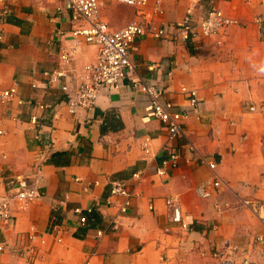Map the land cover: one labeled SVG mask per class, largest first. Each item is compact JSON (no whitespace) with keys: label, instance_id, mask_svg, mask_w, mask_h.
<instances>
[{"label":"crops","instance_id":"crops-1","mask_svg":"<svg viewBox=\"0 0 264 264\" xmlns=\"http://www.w3.org/2000/svg\"><path fill=\"white\" fill-rule=\"evenodd\" d=\"M154 4L147 0L145 10ZM188 7L194 20L216 8L238 24L226 27L219 44L214 37L182 40L170 25ZM160 12L152 19L169 25L167 37L140 35L129 51L136 74L158 88L159 99L187 112L184 134L171 139L129 78L71 112L61 84L75 85L95 63L96 44L75 42L77 23L65 0H0V90L17 91L0 101V194L16 177L28 184L37 178L40 191L24 211L12 205L15 218L0 229V264H219L214 251L239 258L253 235L264 236V224L239 206L243 197L264 200V20H254L264 19V0H161ZM99 16L118 29L135 7L100 0ZM59 66L65 77L48 82L43 71ZM182 86L196 90L195 107ZM168 150L178 154L175 166L163 164ZM206 160L216 161L222 183L202 197L196 187L214 177ZM118 179L129 193L123 213L126 197L110 196ZM168 198L187 228L170 220ZM251 262L264 264V252Z\"/></svg>","mask_w":264,"mask_h":264},{"label":"built area","instance_id":"built-area-1","mask_svg":"<svg viewBox=\"0 0 264 264\" xmlns=\"http://www.w3.org/2000/svg\"><path fill=\"white\" fill-rule=\"evenodd\" d=\"M120 1L134 6L135 16L124 26L111 29L99 16L100 0H65V8L69 11L70 20L77 23L70 30L75 42L80 43L83 41L94 43L97 46L95 63L85 65L84 73L77 77V83L75 85H70L68 82L61 84V89L65 92L66 105L71 112L76 111L78 108L91 107L96 103L98 95L104 88L115 89L125 78H129L134 88L149 97L152 114L165 125L168 138L171 139L176 135L184 134L181 122L186 118L187 112L184 109H174V104L167 99L161 101L158 88L153 83H145L136 74L130 58L131 43L138 36L149 33L154 37L163 38L169 34L168 24L156 25L152 19V14L161 13V0H155L151 13L145 10L147 0ZM254 20L261 24L264 19L262 16H256ZM236 24H238L236 19L224 15L216 8L209 10L204 17L194 20L192 7H188L184 17L170 26H172L175 35L182 40L214 37L215 42L219 44L221 42L220 36L224 34L226 27ZM60 59L63 64L68 63L70 61L69 52L63 51L60 54ZM154 67V63L147 65L148 70H153ZM43 75L48 82L59 83L60 79L65 77L66 72L62 66H59L51 71H43ZM181 91L186 93L189 105L195 107L198 101L196 90L182 86ZM16 93L15 86L2 89L0 90V101H11ZM254 108V106H250L251 110ZM1 134H3V130H0ZM148 145L149 138L145 137L141 142V148L144 152L149 151ZM177 158V153L168 150L163 164L175 166ZM206 163L213 171L214 177L196 187V192L202 197H209L212 193L211 188H218L222 183L220 176L215 171L216 161L206 160ZM157 172L163 174V167L159 168ZM14 179L15 183L0 194V229L14 220L13 204H16V211H24L29 203L40 195L36 184L38 182L37 178L30 184L21 181L19 177ZM226 185L229 186L228 183ZM124 186V180H114L110 190V196L123 195L126 197L124 202L119 205L120 213L125 212L129 204V193ZM166 204L170 208V220L178 223L183 228H187V223L181 217L179 204L172 198L166 199ZM239 206L247 208L264 224V200L255 196L243 197L239 200ZM73 212L78 215L79 223L83 224L86 217L82 214L80 207L73 208ZM117 227V221L112 220L111 228L117 229ZM57 240H61V238L58 237ZM1 249L2 245L0 244ZM236 249L237 247H233L232 252L236 253ZM28 251L33 252V249L29 247ZM263 252L264 236L255 234L250 242V247L244 249L239 258L232 256L233 254H223L219 251H214L212 254L219 259V264H236L237 259H239V264H252L253 253L262 254Z\"/></svg>","mask_w":264,"mask_h":264}]
</instances>
